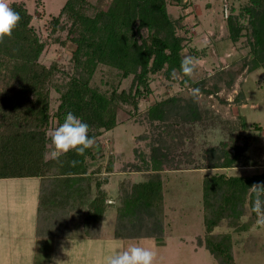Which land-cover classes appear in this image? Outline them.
Segmentation results:
<instances>
[{
  "label": "trees",
  "instance_id": "obj_1",
  "mask_svg": "<svg viewBox=\"0 0 264 264\" xmlns=\"http://www.w3.org/2000/svg\"><path fill=\"white\" fill-rule=\"evenodd\" d=\"M9 4L21 20L12 36L0 43V178L65 177L64 184H56L60 194L56 199H59L64 198L60 187L78 180L75 177L79 176L87 179V183L73 199H87L86 235L97 237L103 233L107 211L114 201L120 202L113 233L116 237L142 239L167 235L166 201L163 194L154 191L152 182L161 178L166 169L177 170L186 163L192 164L182 160V155L188 152L184 151V144L193 139L198 124L213 127L210 111L198 101L171 96L152 105L147 115L152 122L160 124L148 137L150 154L144 160L128 161L121 168L114 166L113 156L106 165H90L103 158L99 141L84 155L70 151L59 161L46 162L44 152L45 145L50 144L47 134L64 122L69 111L89 125V137L97 140L119 124L118 115L125 105H131L134 110L139 108L140 100L152 91L153 75L164 72L171 77L175 70L182 74L183 82L197 85V81L180 70L183 51L192 41L187 36L185 16L174 17L169 11L170 6L186 10L191 0H66L60 12L46 22V35L37 30L34 13L24 0H11ZM35 4L40 8L44 0H35ZM235 11L232 7L227 15L228 37L236 48L242 43L248 46L249 72L264 69V0H247L239 13ZM53 44L70 47L66 61L49 64L42 61L43 54ZM205 55L206 48L191 47V56ZM103 67L116 72L117 85L106 81L108 87L104 88L96 83L95 75ZM130 76H133L131 86L120 90L122 80ZM53 93L57 94L58 102L55 110ZM244 125L239 117L228 121L227 129L237 132ZM229 141L209 148V155L204 157L207 163L197 162L202 165L196 168L227 169L257 164L241 163V155L247 153L245 142L238 144L232 136ZM72 161H76L75 166ZM116 171L141 172L146 181L124 180L114 200L105 186ZM261 182L264 171L206 175L203 208L207 231L198 243L214 254L217 264L236 262L227 235L214 229L238 226L246 213V204L252 206L254 200L249 187ZM48 198H44L46 202L40 209L42 225L50 215L48 221L55 222L61 219L56 216H62L58 214L61 211L53 208L47 213L48 207L57 204L54 196ZM253 215L256 216L254 212Z\"/></svg>",
  "mask_w": 264,
  "mask_h": 264
},
{
  "label": "rangeland",
  "instance_id": "obj_2",
  "mask_svg": "<svg viewBox=\"0 0 264 264\" xmlns=\"http://www.w3.org/2000/svg\"><path fill=\"white\" fill-rule=\"evenodd\" d=\"M24 1L29 11L34 13V25L42 35L47 34L46 22L57 15L66 2L44 0V6L37 8L35 0ZM246 1L191 0L186 10L181 6H170L169 11L174 17L184 14L187 36L192 40L183 51L184 57L191 56V47L199 50L206 48V55L198 58L199 65L192 76L197 85L183 82V76L179 72L175 78L173 75L168 77L164 72L153 75L152 91L140 100L139 108L134 110L131 105H125L118 115L119 124L95 140L99 141L103 152L101 155L103 158L98 163L106 165L113 156L114 166L121 168L128 161L141 158L144 160L145 156L150 154L148 143L151 139L148 137L156 132L157 124H160L158 121L152 122L147 115L150 107L171 96L190 99L191 91L196 88L201 92L199 105L210 111L209 117L213 121L211 128L198 124L194 129L193 139L184 144V151L188 152L182 155V160L193 165L186 163L177 170L166 169L162 171L161 178H156L152 182L154 191L163 194L166 201L168 234L160 238L114 239L115 253L139 245L155 251L154 264H217L214 254L206 246H200L198 243L199 237L204 238L207 231L203 208V185L206 175H213L216 172L246 175L264 171V69L257 68L249 72V48L243 43L242 46L238 44L240 47L236 48L228 37L226 23L231 8L234 7L235 12L239 13ZM70 50V47L53 44L43 54L42 61L48 64L59 60L66 61ZM95 81L106 88L108 87L105 85L106 81L117 85L119 77L109 67H103L96 73ZM132 81L133 76L123 79L120 90L128 89ZM56 96L57 94L53 93L54 110L58 104ZM239 117H242L245 123L243 128L237 132L236 129L234 132L228 130L227 122ZM230 136L234 137L238 144L245 142L247 153L241 155L240 162L255 161L257 162L255 166L239 165L227 169L196 168L202 165L196 164L197 162L207 163L204 157L209 155L207 152L209 148L220 147L223 142L229 141ZM228 144L232 146L230 141ZM128 178L137 183L146 181L141 172H114L107 185L112 199H117L120 185ZM118 204L120 202H115L111 206L115 212ZM246 208V213L238 226L216 227L214 232L227 235L236 264H264V229L256 226L257 217L253 215L250 203L246 204ZM108 220L109 217L104 221L105 227L109 226ZM78 222L80 219H75L74 227ZM99 249L101 257L93 264H105L106 259L111 256L106 257L105 253L109 250L105 252L104 247Z\"/></svg>",
  "mask_w": 264,
  "mask_h": 264
},
{
  "label": "crops",
  "instance_id": "obj_3",
  "mask_svg": "<svg viewBox=\"0 0 264 264\" xmlns=\"http://www.w3.org/2000/svg\"><path fill=\"white\" fill-rule=\"evenodd\" d=\"M97 164L99 163L95 161L90 163L91 166ZM66 179L0 178V264H93L101 257L98 252L100 247H104L105 252L109 250L105 253L106 257L115 254L114 239H122L113 235L115 210L109 207V226L103 225V233L97 237H89L84 230L87 199H73L82 193L87 179L78 176L75 177L78 180L62 185L60 190L63 191L64 198L56 199L60 195L56 184L60 186ZM46 196L48 199L54 196L57 203L48 207L47 213L53 208L61 211L58 214L62 216H56L61 219L55 222L48 221L52 218L50 215L42 225L40 209L42 203L46 202H43ZM75 219H80L76 227Z\"/></svg>",
  "mask_w": 264,
  "mask_h": 264
},
{
  "label": "clouds",
  "instance_id": "obj_4",
  "mask_svg": "<svg viewBox=\"0 0 264 264\" xmlns=\"http://www.w3.org/2000/svg\"><path fill=\"white\" fill-rule=\"evenodd\" d=\"M20 20L19 13L10 6L9 0H0V43H3L5 37L12 36ZM198 65V58L185 56L181 60L180 70L184 76L191 78ZM172 75L175 78V70ZM200 95V89H193L191 91L193 102H197ZM88 133L89 125L69 111L64 122L47 134L50 144L45 145L44 160L59 161L61 156L70 151L84 155L85 151L95 144V137H89ZM75 164L76 161H72V165ZM249 189L254 194L251 210L257 217L255 224L264 229V182L255 183ZM155 255V251L150 247L133 245L109 256L105 264H154Z\"/></svg>",
  "mask_w": 264,
  "mask_h": 264
}]
</instances>
